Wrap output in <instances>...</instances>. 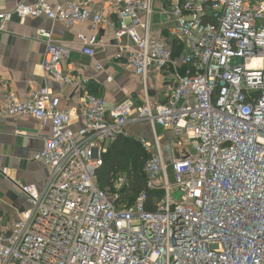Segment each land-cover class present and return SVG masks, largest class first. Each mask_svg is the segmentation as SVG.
Instances as JSON below:
<instances>
[{
	"label": "built area",
	"instance_id": "obj_1",
	"mask_svg": "<svg viewBox=\"0 0 264 264\" xmlns=\"http://www.w3.org/2000/svg\"><path fill=\"white\" fill-rule=\"evenodd\" d=\"M53 1L19 2L0 14V29L14 18L115 26L125 70L144 82L153 70L171 71L174 85L164 104L129 99L112 110L84 93L78 130L76 110H62L47 87L31 88L24 100L4 96L3 117L51 129L33 155L51 173L41 190L18 186L28 208L0 236V264H264V0H161L159 11L156 0H111L116 23L94 0ZM156 14L165 28L155 26ZM38 39L43 71L83 90L86 80L65 69L72 51L49 31ZM77 39L81 54L95 57L98 36ZM140 123L153 133L138 139L146 188L161 195L116 205L126 177L108 194L96 173L110 145ZM158 128L175 134L180 155L170 163Z\"/></svg>",
	"mask_w": 264,
	"mask_h": 264
},
{
	"label": "crops",
	"instance_id": "obj_2",
	"mask_svg": "<svg viewBox=\"0 0 264 264\" xmlns=\"http://www.w3.org/2000/svg\"><path fill=\"white\" fill-rule=\"evenodd\" d=\"M32 4L33 0H0V14L13 10L19 2ZM73 0H54V4H66ZM95 10H104L112 22L116 23V8L111 0H94ZM159 11L161 0H156ZM165 18L156 14V27L165 28ZM41 30L51 32L53 39L72 51L71 59L66 64V72L86 80L84 88L77 91L70 85L55 82L42 69L45 44L38 39ZM97 35L99 45L96 55L91 58L82 55L77 36ZM126 42L127 40H123ZM119 44L115 40V26H99L91 24L66 28L62 24L53 23L45 18H14L0 29V170H7L8 177L0 171V236L13 225L28 208L25 196L19 185H33L43 189L49 179L51 170L40 162L33 160V155L43 149L45 141L51 136L49 127L30 117H3L1 107L7 93L14 94L24 100L28 91L33 88L47 87L61 100L62 110L70 107L76 110L78 118L73 129L78 130L81 118L80 97L90 94L105 100L108 110H112L123 102L132 99L137 105L149 101L153 105L167 102L172 87V72L151 71L144 82L132 72L125 70L123 60L117 58ZM174 52H179L175 46ZM101 66L99 71L97 66ZM111 78V81L108 79ZM126 135L135 139H153V133L147 123L129 125ZM162 138V148L168 163L180 155L173 146V131L157 129Z\"/></svg>",
	"mask_w": 264,
	"mask_h": 264
},
{
	"label": "trees",
	"instance_id": "obj_3",
	"mask_svg": "<svg viewBox=\"0 0 264 264\" xmlns=\"http://www.w3.org/2000/svg\"><path fill=\"white\" fill-rule=\"evenodd\" d=\"M147 156L142 150L138 139L127 135L119 136L110 145L107 154L103 156L102 167L97 171L98 187L108 194L115 192L114 179L124 175L128 181L120 191L116 205H129L145 193L151 202L161 195L146 188L144 165Z\"/></svg>",
	"mask_w": 264,
	"mask_h": 264
},
{
	"label": "rangeland",
	"instance_id": "obj_4",
	"mask_svg": "<svg viewBox=\"0 0 264 264\" xmlns=\"http://www.w3.org/2000/svg\"><path fill=\"white\" fill-rule=\"evenodd\" d=\"M174 197L176 200H180L181 194L179 192H175Z\"/></svg>",
	"mask_w": 264,
	"mask_h": 264
},
{
	"label": "water",
	"instance_id": "obj_5",
	"mask_svg": "<svg viewBox=\"0 0 264 264\" xmlns=\"http://www.w3.org/2000/svg\"><path fill=\"white\" fill-rule=\"evenodd\" d=\"M235 62L240 64L242 61L240 59H237Z\"/></svg>",
	"mask_w": 264,
	"mask_h": 264
}]
</instances>
